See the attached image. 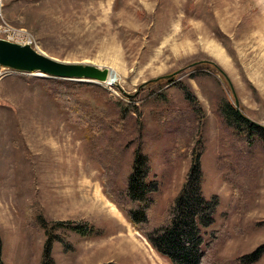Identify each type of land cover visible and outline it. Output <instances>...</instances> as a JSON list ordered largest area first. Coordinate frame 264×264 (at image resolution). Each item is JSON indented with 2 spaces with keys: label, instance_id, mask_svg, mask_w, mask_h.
Returning a JSON list of instances; mask_svg holds the SVG:
<instances>
[{
  "label": "rangeland",
  "instance_id": "1",
  "mask_svg": "<svg viewBox=\"0 0 264 264\" xmlns=\"http://www.w3.org/2000/svg\"><path fill=\"white\" fill-rule=\"evenodd\" d=\"M2 2L3 18L25 29L33 48L62 62L108 69L109 85L66 79L103 90L87 98L105 95L137 108L141 151L158 183L154 221L182 183L200 130L202 193L218 198L201 264H231L264 242V148L232 145L216 110L219 102L236 101L264 125V0ZM40 78L49 77L0 69V264H39L40 218L61 223L53 232L67 246L52 242L56 264H171L104 195L79 127ZM179 84L198 101L193 119ZM127 125L132 141L119 173L136 143V124ZM66 222L92 225L98 233L81 237ZM251 264H264V252Z\"/></svg>",
  "mask_w": 264,
  "mask_h": 264
},
{
  "label": "trees",
  "instance_id": "2",
  "mask_svg": "<svg viewBox=\"0 0 264 264\" xmlns=\"http://www.w3.org/2000/svg\"><path fill=\"white\" fill-rule=\"evenodd\" d=\"M40 80L48 95L79 127L88 156L99 167L102 192L125 220L143 236L157 254L171 264H201L210 245L209 241L204 239V232L214 220L218 198L216 195L206 198L202 193L203 173L200 167V155L203 146L200 130L196 132L182 183L171 199L164 216L154 221L151 211L156 202L158 183L150 173L147 155L141 151L142 136L135 116L140 114L137 108L119 98L111 101L105 95L97 99L87 98L85 93L93 96L96 95L95 91L103 92L91 83H71L59 78H40ZM70 84L73 85L71 88ZM179 87L192 107L193 119L194 116L196 117L198 101L185 85L179 84ZM216 110L220 131L232 145L244 144L246 147L264 148V125L252 121L244 115L239 106L236 108L227 101L219 102ZM130 120L136 124L137 132L133 137L136 143L131 146L129 157L124 163V170L119 173L120 163L132 141L126 140L130 135L127 131ZM178 128H182V125L180 124ZM60 225V222L48 225L40 218L45 239L39 264H56L50 253L54 240L66 248V243L53 232ZM64 226L81 237H90L98 233L88 224L66 222ZM263 252L264 242L250 252L235 257L231 264L254 263Z\"/></svg>",
  "mask_w": 264,
  "mask_h": 264
},
{
  "label": "water",
  "instance_id": "3",
  "mask_svg": "<svg viewBox=\"0 0 264 264\" xmlns=\"http://www.w3.org/2000/svg\"><path fill=\"white\" fill-rule=\"evenodd\" d=\"M0 66L21 73L38 72L49 78H78L95 83H105L108 76V69L105 67L101 68L89 63L62 62L45 55L29 44H19L1 38ZM168 76L163 75L162 77ZM237 105L235 101L236 108Z\"/></svg>",
  "mask_w": 264,
  "mask_h": 264
},
{
  "label": "built area",
  "instance_id": "4",
  "mask_svg": "<svg viewBox=\"0 0 264 264\" xmlns=\"http://www.w3.org/2000/svg\"><path fill=\"white\" fill-rule=\"evenodd\" d=\"M2 5L3 2L0 0V38L19 44H29L30 46H34L32 45V38L25 29L18 28V26L14 27L3 18L4 16L1 14ZM0 69L12 70L5 66H0Z\"/></svg>",
  "mask_w": 264,
  "mask_h": 264
},
{
  "label": "bare ground",
  "instance_id": "5",
  "mask_svg": "<svg viewBox=\"0 0 264 264\" xmlns=\"http://www.w3.org/2000/svg\"><path fill=\"white\" fill-rule=\"evenodd\" d=\"M112 81H113L112 76H111V75H110V76H107V79H106L105 84H106V85H109V83L112 82ZM111 84H112V83H111Z\"/></svg>",
  "mask_w": 264,
  "mask_h": 264
}]
</instances>
